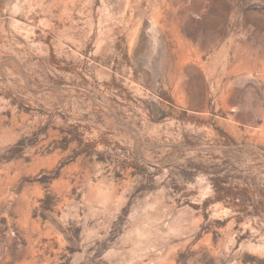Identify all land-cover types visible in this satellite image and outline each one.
<instances>
[{
	"label": "rangeland",
	"instance_id": "374dc122",
	"mask_svg": "<svg viewBox=\"0 0 264 264\" xmlns=\"http://www.w3.org/2000/svg\"><path fill=\"white\" fill-rule=\"evenodd\" d=\"M0 264H264V0H0Z\"/></svg>",
	"mask_w": 264,
	"mask_h": 264
}]
</instances>
